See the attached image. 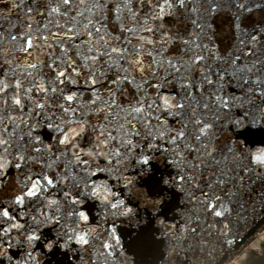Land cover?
<instances>
[{"label":"snow or ice","instance_id":"6c2138e0","mask_svg":"<svg viewBox=\"0 0 264 264\" xmlns=\"http://www.w3.org/2000/svg\"><path fill=\"white\" fill-rule=\"evenodd\" d=\"M261 128L264 0H0V264H119L153 161L185 214L160 235L233 244L264 219Z\"/></svg>","mask_w":264,"mask_h":264},{"label":"water","instance_id":"95a60500","mask_svg":"<svg viewBox=\"0 0 264 264\" xmlns=\"http://www.w3.org/2000/svg\"><path fill=\"white\" fill-rule=\"evenodd\" d=\"M218 26L225 34L222 37L224 43H227V22L218 18ZM41 135L47 139L50 133L41 130ZM238 136L250 144L264 142V128L244 129ZM170 175L172 170L166 164L153 161L151 171L139 178L138 185L145 187L149 196L163 199L155 214L148 208L139 207L137 201L128 200V203L136 208V213L131 220H122L117 224V233L125 252L119 264H225L227 260L236 257L242 248L258 235L260 229L264 228V219L258 220L254 225L251 222L247 226L241 224L239 227L233 224L231 236L233 244H226L225 238L219 235L209 236L207 232L204 233L206 240L190 238L182 242V232L176 238L164 239L160 235L157 219L175 223L177 226L185 219L184 213L178 214L183 207L182 194L160 182L163 176ZM84 207L90 215H94L96 211L94 202H86ZM48 259L50 264H71L67 256L57 249L52 251ZM99 264H105L103 257Z\"/></svg>","mask_w":264,"mask_h":264},{"label":"rangeland","instance_id":"374dc122","mask_svg":"<svg viewBox=\"0 0 264 264\" xmlns=\"http://www.w3.org/2000/svg\"><path fill=\"white\" fill-rule=\"evenodd\" d=\"M260 244V250L247 253L246 258L240 261H246L247 264H264V241Z\"/></svg>","mask_w":264,"mask_h":264},{"label":"bare ground","instance_id":"6f19581e","mask_svg":"<svg viewBox=\"0 0 264 264\" xmlns=\"http://www.w3.org/2000/svg\"><path fill=\"white\" fill-rule=\"evenodd\" d=\"M262 241H264V240H262L259 237V235L256 236V238H254L251 241H249V243H247L242 248L243 252H242L240 258L238 259V261L243 260L244 258H246L248 251L256 252V251L260 250L259 248H260V244H261Z\"/></svg>","mask_w":264,"mask_h":264},{"label":"clouds","instance_id":"9594fccd","mask_svg":"<svg viewBox=\"0 0 264 264\" xmlns=\"http://www.w3.org/2000/svg\"><path fill=\"white\" fill-rule=\"evenodd\" d=\"M99 192L101 194L99 198H101V199H103L105 196H107L109 194L107 189L103 186H101L99 188ZM258 235L262 240H264V228L260 229ZM225 264H247V262L246 261H238L235 257H233V258L227 260L225 262Z\"/></svg>","mask_w":264,"mask_h":264}]
</instances>
